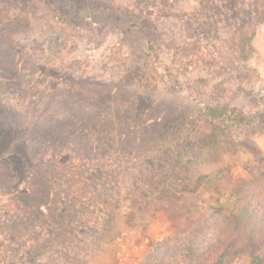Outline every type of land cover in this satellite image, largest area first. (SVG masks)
Wrapping results in <instances>:
<instances>
[{"label": "rangeland", "instance_id": "1", "mask_svg": "<svg viewBox=\"0 0 264 264\" xmlns=\"http://www.w3.org/2000/svg\"><path fill=\"white\" fill-rule=\"evenodd\" d=\"M257 168L264 0H0V264H238Z\"/></svg>", "mask_w": 264, "mask_h": 264}, {"label": "trees", "instance_id": "2", "mask_svg": "<svg viewBox=\"0 0 264 264\" xmlns=\"http://www.w3.org/2000/svg\"><path fill=\"white\" fill-rule=\"evenodd\" d=\"M256 171L258 172L254 176L264 181V169L257 168ZM230 219L233 220L235 227L239 230L241 227L245 226L251 228V233L247 238L248 247L250 249L241 253L238 264H245L247 262H251V264H264V232L262 230L259 234L257 233L256 228L259 223L254 221L252 212L244 210L240 213H233ZM261 226H264V224ZM214 248L217 254H214V252L209 253L212 256L217 255L213 264H235L237 262L232 258L233 254L236 253L234 250V242L224 243L220 241ZM204 263L205 261L202 262V264Z\"/></svg>", "mask_w": 264, "mask_h": 264}]
</instances>
